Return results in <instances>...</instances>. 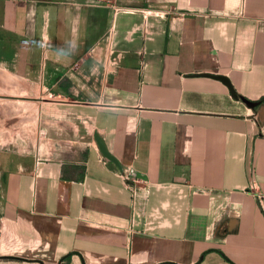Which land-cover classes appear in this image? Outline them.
Segmentation results:
<instances>
[{
	"label": "crops",
	"instance_id": "1",
	"mask_svg": "<svg viewBox=\"0 0 264 264\" xmlns=\"http://www.w3.org/2000/svg\"><path fill=\"white\" fill-rule=\"evenodd\" d=\"M0 264H264V0H0Z\"/></svg>",
	"mask_w": 264,
	"mask_h": 264
},
{
	"label": "water",
	"instance_id": "2",
	"mask_svg": "<svg viewBox=\"0 0 264 264\" xmlns=\"http://www.w3.org/2000/svg\"><path fill=\"white\" fill-rule=\"evenodd\" d=\"M204 76H207V77H212V78H216V79H219V80H222L225 84H227L231 90V92L233 93V95L236 97V92L235 90L233 89V86L231 85V82L230 80L225 77V76H222V75H211V74H204ZM244 101L250 106V107H256L259 102H254V101H249L247 99H244Z\"/></svg>",
	"mask_w": 264,
	"mask_h": 264
},
{
	"label": "built area",
	"instance_id": "3",
	"mask_svg": "<svg viewBox=\"0 0 264 264\" xmlns=\"http://www.w3.org/2000/svg\"><path fill=\"white\" fill-rule=\"evenodd\" d=\"M175 10L174 9H169L168 11H167V13L168 14H175ZM133 197H136V192L133 190Z\"/></svg>",
	"mask_w": 264,
	"mask_h": 264
}]
</instances>
